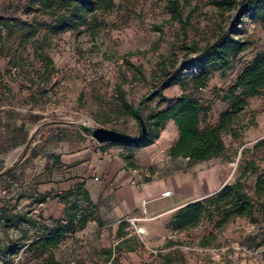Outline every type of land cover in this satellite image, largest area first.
Segmentation results:
<instances>
[{"label":"rangeland","instance_id":"1","mask_svg":"<svg viewBox=\"0 0 264 264\" xmlns=\"http://www.w3.org/2000/svg\"><path fill=\"white\" fill-rule=\"evenodd\" d=\"M35 1L0 0V20L7 22L0 26V111L36 116L44 136L60 130L67 133L71 126L86 133L83 125L137 136L139 123L123 100L136 107L171 71L179 72L185 83L166 90V100L173 102L182 94H193L208 108L203 125L215 124L229 108L221 100L222 94L264 54V20L254 23L247 14L240 25L238 8L223 13L215 5L220 0H116L112 9L96 14L88 26L62 34L46 28L54 17L28 12ZM173 1L178 2L176 16L169 9ZM27 23L39 28L30 39ZM224 31L251 45L232 57L229 70L217 71L197 61L191 48H204ZM204 70L210 74L208 86L196 89ZM247 101V108L224 136L225 154L210 161L193 163L169 157L168 150L178 140V129L170 122L153 146H110L139 153L144 161L157 152L152 165L155 177L166 179L159 184L174 188L166 166L173 171L176 184L190 188L193 195L199 188H207L205 198L235 183L248 170L243 181L258 204L263 201L255 195V185L257 178L264 176V146H260L264 140V89ZM159 104V99L145 102V119L168 106ZM58 193L44 197L37 187H30L21 192L7 188L0 194V256L8 258L2 264H55L30 252L29 246L41 238L44 228L53 229L59 221L66 223ZM178 210L160 218L141 214L138 220L125 219L129 227L121 247L118 229L105 234L86 229L66 236L54 250L55 260L57 264H110L107 259L112 253V259L117 258L115 264H159L163 255L173 253L183 264H264V223L259 207L251 218H234L221 229L217 228L220 215L206 216L198 228L187 232L169 227ZM203 238L210 240L206 247L202 246ZM216 249L226 252L224 259H211L210 251ZM245 249L261 251L250 255Z\"/></svg>","mask_w":264,"mask_h":264},{"label":"trees","instance_id":"2","mask_svg":"<svg viewBox=\"0 0 264 264\" xmlns=\"http://www.w3.org/2000/svg\"><path fill=\"white\" fill-rule=\"evenodd\" d=\"M115 2L116 0H36L28 12L54 17L53 22L47 24L46 28L53 33L62 34L88 26L96 14L112 9ZM215 5L223 13L238 8L236 19L240 25L243 23V17L247 14L251 16L254 23L264 20V0H220L216 1ZM169 9L173 15H179L177 1L171 2ZM0 23V26H4L7 22L0 20ZM25 25L29 31L27 34L29 39L35 37L39 32L36 25L29 23ZM250 45L249 42L224 31L214 42L208 43L204 48L193 45L191 52L196 53L195 59L204 61L205 66L210 65L217 71H227L231 67L232 57L246 52ZM209 75V72L204 70L194 87L196 89L206 88L210 81ZM184 83L185 79L179 72H168L161 82L150 91L148 94L150 97L147 100L159 99L160 107L165 104L168 106L152 114L148 119H145L143 115V105L146 101L142 100L136 107H132L123 100L124 107L138 123L136 110L141 105L139 115L145 122L147 136L135 144H142L143 147L153 146L160 140L161 132L165 129L166 124L174 122L178 129V140L168 150L169 157L186 159L193 163L222 157L226 152L225 134L232 130L237 118L247 108V99L259 95L264 89V54L258 55L243 70L236 83L222 94L221 100L229 104V108L220 114L215 124L203 125L202 117L208 108L193 94H182L173 102L166 100L164 96L166 90L176 85L183 86ZM260 146H264V140L261 141ZM134 157L135 154L131 152L124 156L127 167L135 171L142 169L134 162ZM247 171L235 183L226 184L215 195L188 203L180 208L173 216L169 227L175 232L191 231L198 228L206 216L218 214L221 216V220L217 223V228L221 229L234 218H251L257 207L260 208L264 223V176H259L256 181L255 195L263 198V201L257 204L246 191L243 180L247 176ZM56 198L64 206L66 223L59 221L53 229L44 228L41 238L29 246L30 252L39 253L40 257L46 256L47 261L55 264L57 262L54 250L61 245L65 237H73L78 232L85 230L90 222L99 220L95 215V205L85 182L78 181L70 190L58 193ZM128 227L129 225L125 221L119 225L117 237L122 240L118 244L119 247L124 246L127 241L125 229ZM212 238L215 239V236L213 235ZM209 244L210 240L203 238L202 246L206 247ZM127 249L135 251L134 248ZM116 261L117 258L112 259V253H110L107 262L115 264ZM159 264L183 263L177 260L173 253H168L163 255L162 262Z\"/></svg>","mask_w":264,"mask_h":264},{"label":"crops","instance_id":"3","mask_svg":"<svg viewBox=\"0 0 264 264\" xmlns=\"http://www.w3.org/2000/svg\"><path fill=\"white\" fill-rule=\"evenodd\" d=\"M42 126L31 114L0 111V194L7 188L21 192L37 187L45 196L70 190L83 181L99 219L90 222L86 229L99 234L117 230L129 217H164L207 196V188H199L193 195L190 188L178 186L173 171L166 166L163 167L169 179H173L174 188L159 184L166 179L155 177L152 165L157 152L145 161L139 153L135 154L134 162L145 176L134 184L135 170L127 167L123 148L101 144L74 126L67 133L60 130L44 136ZM169 189L172 196L163 197ZM181 193L186 195L175 199ZM56 204L60 203L56 200Z\"/></svg>","mask_w":264,"mask_h":264},{"label":"water","instance_id":"4","mask_svg":"<svg viewBox=\"0 0 264 264\" xmlns=\"http://www.w3.org/2000/svg\"><path fill=\"white\" fill-rule=\"evenodd\" d=\"M150 96H147L143 102L147 101ZM139 105L137 107V117L140 123V133L137 136H130L127 134H123L114 130L104 129V128H92L86 125L82 126V129L88 134L91 135L93 139L101 144L106 143H114V144H123V145H131L135 143L141 142L147 136V128L145 122L143 121L142 117L139 115Z\"/></svg>","mask_w":264,"mask_h":264},{"label":"built area","instance_id":"5","mask_svg":"<svg viewBox=\"0 0 264 264\" xmlns=\"http://www.w3.org/2000/svg\"><path fill=\"white\" fill-rule=\"evenodd\" d=\"M134 178H133V183L137 184L138 182L142 181L144 179V172L137 170L134 172ZM163 197H171L172 196V192L171 191H166L163 193L162 195ZM132 223H135V220L132 219ZM245 251H247L250 255L254 254V253H259L261 250H257L256 249H245ZM210 255H211V259L212 260H221L224 259L226 256V252L224 250L221 249H216V250H211L210 251ZM4 262H8V258H3L2 256H0V264L4 263Z\"/></svg>","mask_w":264,"mask_h":264}]
</instances>
